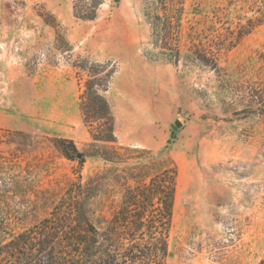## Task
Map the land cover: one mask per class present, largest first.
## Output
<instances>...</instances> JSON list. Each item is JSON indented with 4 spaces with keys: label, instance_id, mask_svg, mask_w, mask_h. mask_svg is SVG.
<instances>
[{
    "label": "rangeland",
    "instance_id": "1",
    "mask_svg": "<svg viewBox=\"0 0 264 264\" xmlns=\"http://www.w3.org/2000/svg\"><path fill=\"white\" fill-rule=\"evenodd\" d=\"M159 1L0 0V264L81 202L103 230L163 169L165 264H264V0H183L170 28Z\"/></svg>",
    "mask_w": 264,
    "mask_h": 264
},
{
    "label": "trees",
    "instance_id": "2",
    "mask_svg": "<svg viewBox=\"0 0 264 264\" xmlns=\"http://www.w3.org/2000/svg\"><path fill=\"white\" fill-rule=\"evenodd\" d=\"M159 2L165 11L155 20L164 22L169 28L179 27L183 0ZM78 18L93 21L96 14H80ZM175 21H178L177 25ZM94 83L89 81L87 84V98L93 94ZM94 95L101 100L97 93ZM99 109L110 116L105 101ZM109 121L108 136L99 133L93 136L95 140L116 142L113 119ZM56 146L68 158L77 154L73 142L60 139ZM175 195L176 172L163 169L150 176L148 181H141L126 190L122 205L103 230L92 225L84 211V202L80 203L79 212L75 205L71 206L57 217L55 228L47 227L46 231L32 234L27 239H14L8 246L14 253L8 264H165L169 256Z\"/></svg>",
    "mask_w": 264,
    "mask_h": 264
},
{
    "label": "water",
    "instance_id": "3",
    "mask_svg": "<svg viewBox=\"0 0 264 264\" xmlns=\"http://www.w3.org/2000/svg\"><path fill=\"white\" fill-rule=\"evenodd\" d=\"M176 125L179 127L180 123H177ZM81 157H82V155H78V158H81Z\"/></svg>",
    "mask_w": 264,
    "mask_h": 264
}]
</instances>
